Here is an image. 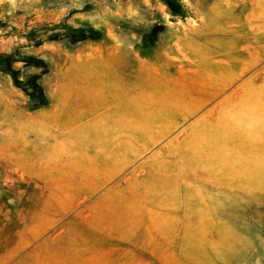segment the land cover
<instances>
[{
    "label": "rangeland",
    "instance_id": "374dc122",
    "mask_svg": "<svg viewBox=\"0 0 264 264\" xmlns=\"http://www.w3.org/2000/svg\"><path fill=\"white\" fill-rule=\"evenodd\" d=\"M176 1L179 15L165 0H0V57L12 58L28 92L36 80L47 105L64 83L67 57L120 43L142 56L157 41L184 47L186 57L192 48L211 51L233 64L235 78L223 104L232 118L201 137L195 169L149 174L148 209L98 207L35 224V182L19 172L28 140L16 111L45 106L0 66V264H264V0ZM67 26L101 37L73 41Z\"/></svg>",
    "mask_w": 264,
    "mask_h": 264
},
{
    "label": "crops",
    "instance_id": "0c3cea01",
    "mask_svg": "<svg viewBox=\"0 0 264 264\" xmlns=\"http://www.w3.org/2000/svg\"><path fill=\"white\" fill-rule=\"evenodd\" d=\"M131 45L67 57L64 83L49 105L16 111L28 140L19 172L35 182V224L98 207L148 209L149 174L195 169L201 137L232 118L223 105L235 81L232 63L195 48L186 57L174 43L157 41L146 56ZM2 202L4 208L9 195Z\"/></svg>",
    "mask_w": 264,
    "mask_h": 264
},
{
    "label": "trees",
    "instance_id": "16d2710c",
    "mask_svg": "<svg viewBox=\"0 0 264 264\" xmlns=\"http://www.w3.org/2000/svg\"><path fill=\"white\" fill-rule=\"evenodd\" d=\"M165 4L167 5L171 13L175 15H179L183 11L181 4L176 0H165ZM56 27H58V25L51 26V28H56ZM67 27L70 31L71 39L73 41H83L86 39L96 40L101 37V34L95 30L77 29V28H73L70 26H67ZM155 36H156V31L154 30L152 32L151 37L154 38ZM13 62L14 61L12 60V58H10L8 55H3L0 57V66L3 67L6 72L10 73L15 86L18 88H21L30 98L36 100L39 106H46L48 104V101L43 94L42 88L37 84L36 80H32L28 84V86L31 88V92H28L25 89L23 82L19 81V79L16 76L15 71L12 70L11 64ZM34 63L36 66H39V67L42 65H45L44 62L39 61V60H37Z\"/></svg>",
    "mask_w": 264,
    "mask_h": 264
}]
</instances>
